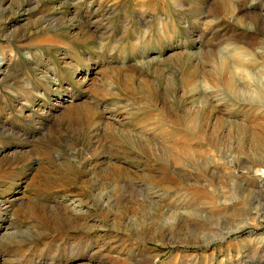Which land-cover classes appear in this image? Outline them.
<instances>
[{
  "label": "rangeland",
  "instance_id": "obj_1",
  "mask_svg": "<svg viewBox=\"0 0 264 264\" xmlns=\"http://www.w3.org/2000/svg\"><path fill=\"white\" fill-rule=\"evenodd\" d=\"M263 17L264 0L0 1V264H264V168L227 153L264 141ZM233 67L258 83L235 92ZM181 142L189 166L157 152ZM195 209L196 237L173 227ZM220 217L239 227L197 247Z\"/></svg>",
  "mask_w": 264,
  "mask_h": 264
},
{
  "label": "bare ground",
  "instance_id": "obj_2",
  "mask_svg": "<svg viewBox=\"0 0 264 264\" xmlns=\"http://www.w3.org/2000/svg\"><path fill=\"white\" fill-rule=\"evenodd\" d=\"M1 2H2V0H0ZM30 2V1H29ZM166 2V1H165ZM228 7H226V8H224V7H222V10H220L221 12L223 11H229V10H232L233 12H234V15H238V14H242V13H250V15H255L254 13H253V11H249L248 10V6L247 7H245L244 5V8L242 9V7H236V6H231V4H228L227 5ZM242 6V5H241ZM221 7V6H220ZM213 14V13H212ZM214 14H217V15H219V12H217L216 11V13H214ZM204 16H206V15H204ZM245 16V15H244ZM262 17V16H261ZM143 18V17H142ZM203 18V17H202ZM247 18V17H246ZM207 19V18H206ZM234 19V18H233ZM254 19V18H253ZM253 19H251V20H253ZM146 20V19H145ZM256 20V19H255ZM261 23H264V17H263V20H262V22ZM147 24V23H146ZM160 24L162 25V26H164V25H166V23H164L163 22V20H160ZM168 25V24H167ZM146 26V25H145ZM94 33V32H93ZM105 39V38H104ZM261 52V51H260ZM262 54V53H261ZM243 57V56H242ZM221 59H223V58H221ZM1 61V60H0ZM241 70H238V69H236V68H232V70H231V75H235V81H234V87H235V92L236 91H239V88H238V86H237V84L238 83H244L245 85L247 84L248 86H253L254 84H257L258 82L255 80V79H253V78H250V76L251 75H253V73L250 71V70H243L242 69V74H243V76H245V78H246V80H245V78H244V80H243V77H242V75H237V74H239V73H241L240 72ZM261 72V71H260ZM259 72V73H260ZM236 79H239V80H236ZM237 82V83H236ZM240 85V84H239ZM198 87H196L195 86V89H197ZM215 90V89H214ZM244 90H245V88H244ZM247 90V89H246ZM249 90V89H248ZM216 92V94H219V95H223L222 93H219L218 91H215ZM256 92V91H255ZM250 94V93H249ZM245 95H247L246 93H245ZM256 95V94H255ZM226 99H224L223 98V100H216V102L218 103V104H220V103H222V102H224ZM172 101V100H171ZM210 100H208V102H209ZM207 101H205L204 102V104H203V102L202 101H200L199 102V100H198V102H197V104L198 105H201L202 107H204V108H206V109H208V107H209V109H210V111L209 112H213L216 108H215V106H213V104H211L210 102L208 103ZM196 104V105H197ZM165 105V104H164ZM172 105H174V104H172ZM166 106H168V104L166 103ZM193 110H195V108H193V109H189V110H184V112L183 111H181L180 112V116H179V120L180 121H184V122H187V124H188V126H189V124L196 118V117H198V113H195V114H193ZM173 114L174 113H176V114H179L178 113V109H175L174 107H173V111H171ZM171 112H170V115H171ZM192 112V113H191ZM193 126H195V127H198V123L196 122ZM189 128V127H188ZM187 129V128H186ZM205 129V128H204ZM181 133V132H180ZM181 135H183V134H181ZM205 137V136H204ZM135 138V137H134ZM143 139V138H142ZM132 141V140H131ZM149 142V141H148ZM131 143H134L136 146H137V148L141 151V152H144V147H143V143H145V142H143V141H141V140H137V141H134V142H131ZM165 146V145H164ZM176 146V149H173V147H175ZM243 146H245V147H243ZM184 149H186V150H184ZM192 149V148H191ZM163 151V152H162ZM157 152H162L164 155H165V157L168 159V162H169V164H172V163H180V164H185V167L186 166H189V164L188 163H186L190 158H192V159H195V157H192V156H194V154H193V152H192V150H190L187 146H185V144H183L182 142L181 143H179V145H173L172 147H170V148H163V149H161V150H159V151H157ZM182 152H186L187 153V155H181V153ZM197 152V151H196ZM196 152H194V153H196ZM207 152V151H206ZM227 152V151H226ZM221 153V152H220ZM227 153H230V155L228 156V157H230V158H232V159H234V160H236V161H240V163L241 164H238V166L240 167V168H244V170L246 169L247 170V172L249 173V174H251V175H253V176H256V174H258V172L261 170V168H264V141L263 142H258V141H256L255 139H253V140H251L250 141V144L249 145H242V146H239L238 148H237V150H234V151H231L230 152V150L227 152ZM215 154V153H214ZM222 154V153H221ZM155 154L152 152V153H150V154H148V156H154ZM158 155V154H157ZM160 155H162V154H160ZM243 155V156H242ZM163 156V155H162ZM228 157H226V155H224V158H223V160H225L226 158H228ZM242 157H243V159H242ZM165 159V158H164ZM187 160V161H186ZM193 161V160H192ZM221 162H222V160H220ZM226 161V160H225ZM212 162H213V164H219V161H218V159L216 160V159H213L212 160ZM193 165L196 167V168H200V169H202V167H203V165L201 164L202 163V161H193ZM229 163V162H228ZM230 164H233L232 162H230ZM247 164H250V165H247ZM192 165V166H193ZM235 165H236V163H235ZM173 167V166H172ZM191 167V166H190ZM205 167V166H204ZM211 166H209L208 165V167H206V169L207 168H210ZM206 169H205V171H206ZM203 170V169H202ZM208 170H210V169H208ZM215 170V169H214ZM213 170V171H214ZM204 171V170H203ZM204 171V172H205ZM212 171V172H213ZM174 172H175V170H174ZM181 172V171H180ZM211 172V173H212ZM182 174V173H181ZM213 174V173H212ZM114 175H115V173H114ZM178 176V175H177ZM179 177V176H178ZM264 180V179H263ZM183 182V181H182ZM262 183V182H261ZM262 188L263 189H254L253 191L252 190H250V192H251V194H250V205L252 206V207H254L255 209L254 210H256V212H255V214L256 215H258V216H260V217H264V185L262 186ZM249 199V198H248ZM247 199V200H248ZM102 200V199H101ZM110 200V199H109ZM105 201V200H104ZM115 203V202H114ZM228 204V203H227ZM152 206H153V204H151ZM200 208V207H199ZM189 212V211H188ZM166 212L165 211H163V209L161 208V207H158L157 208V210L154 212V215H156V217L154 218V220H159V219H165L164 217L166 216ZM181 215V216H180ZM179 215V224H177V223H175V222H173L172 224H173V227H174V225L176 226V228H177V226L178 225H183L185 228H188L187 230H188V232H189V234L191 235V236H195L196 237V231L195 230H189V229H192L193 227H195L196 229H197V227L199 226L197 223L199 222L198 220H200L199 218H200V216H199V211L198 210H193L192 211V214H189L190 216H189V218H188V214H184L183 216H182V214H180ZM203 216V215H202ZM184 218V219H183ZM185 218H188V219H185ZM202 218V217H201ZM207 219V218H206ZM211 219V218H210ZM70 219L69 218H66L65 219V223L67 224V221H69ZM204 220V219H203ZM250 220V219H249ZM202 221V220H201ZM189 223V224H188ZM217 227H218V230H220L219 231V237L217 236V238H214V237H211L210 235H209V233L208 234H204L203 235V237L202 238H200V241H197V242H195L194 244H196L197 245V247H201V248H205V247H208V246H211V245H213V244H215V243H217V242H222V241H224V240H226V239H228V237L229 236H231L235 231H232L231 229L233 228V227H239L238 225H237V221L235 222L234 221V219H225L224 221L221 219V217L218 219V221H217ZM162 230H164V227H163V229ZM166 232H164L163 233V236L166 238V239H168L169 238V236L171 235V238H169L170 240H172L175 236H177V235H175V233L176 232H170V230L169 231H167V230H165ZM201 231H203V230H201ZM211 233V232H210ZM201 234V233H200ZM258 256V255H257ZM257 256H255L254 257V259H256L257 258ZM261 262L263 263V261L261 260Z\"/></svg>",
  "mask_w": 264,
  "mask_h": 264
}]
</instances>
